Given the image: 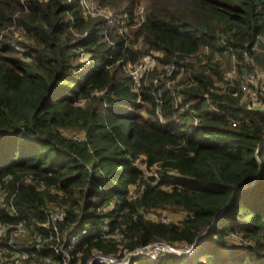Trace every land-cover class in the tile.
<instances>
[{"label":"trees","instance_id":"trees-1","mask_svg":"<svg viewBox=\"0 0 264 264\" xmlns=\"http://www.w3.org/2000/svg\"><path fill=\"white\" fill-rule=\"evenodd\" d=\"M84 1L0 0V221L38 231L45 209L63 207L62 228L89 229L71 247L82 264L157 239L197 243L130 264H264V105L215 79L219 59L240 75L264 70V0H148L142 22L141 0H94V13ZM148 54L176 68L148 70L136 91L130 66ZM148 210L186 216L154 221ZM105 224L119 235L102 236ZM39 251L56 262L34 264H61L51 246Z\"/></svg>","mask_w":264,"mask_h":264},{"label":"built area","instance_id":"built-area-1","mask_svg":"<svg viewBox=\"0 0 264 264\" xmlns=\"http://www.w3.org/2000/svg\"><path fill=\"white\" fill-rule=\"evenodd\" d=\"M87 12L94 13L98 4L96 1H84ZM143 8L139 6L137 10L138 21L142 22L146 15H142ZM141 12L140 17L138 16ZM262 42V50L264 51V35L260 36ZM82 57H86L87 53L82 51ZM158 58L156 54H148L137 60L130 66V74L133 80V88L139 91L142 85V79L150 69L157 67ZM176 68L175 63L171 62L166 65L168 73L171 74ZM256 76L261 79L260 91L264 93V71L262 73H256ZM233 85V82H229L227 86ZM227 87V88H228ZM249 85L246 82L240 84V86L232 91V94L237 96L241 93H248ZM257 102H253V106H256ZM199 121L198 117H195L194 122ZM233 124L236 125V119ZM68 136L81 140L83 133L70 132ZM138 163L145 169L147 175L153 176L154 182L160 181L159 167L157 165L148 167L146 163L138 161ZM9 183L0 184V205L6 203V189ZM139 183L132 184L130 186L131 194L135 195L139 187ZM13 194L10 198L11 204ZM10 205V204H9ZM46 220L42 223V229L38 231L32 230L25 220L18 219L15 222H3L0 221V264H34L38 262L55 263L56 261L48 254L40 252L39 249L51 246L54 252L58 253L60 259L57 261L61 264H82L80 260H74L71 252V247L79 240L80 236L89 232L88 228H84L80 234H70L67 228H62L61 224L65 220V209L59 206H50L45 209ZM11 213H17V209L12 204ZM184 216L178 221L173 218V215L165 210H148L144 211V217L154 221L163 222H181ZM102 236L116 237L118 232H110L108 225L105 224L102 227ZM232 236H236L232 234ZM35 246V248H32ZM194 249L193 244H172L163 239H157L144 245H139L133 249L123 247L118 253H104L96 251L87 260L86 264H96L97 262L103 264H130L135 256L147 257L150 259H156L162 253H175V254H190Z\"/></svg>","mask_w":264,"mask_h":264},{"label":"rangeland","instance_id":"rangeland-1","mask_svg":"<svg viewBox=\"0 0 264 264\" xmlns=\"http://www.w3.org/2000/svg\"><path fill=\"white\" fill-rule=\"evenodd\" d=\"M148 0H141V3L140 5H138L137 7V10L139 8V6H142L143 8V11H142V15L145 14L146 15V12L148 9ZM141 15V12H139L138 16L140 17ZM138 20V19H137ZM260 49H262V46L260 47ZM207 53L204 52V51H201L199 54L197 55H194L191 59L193 62H196L197 64L199 63H205L206 61H208L206 58H207ZM198 57L199 60H198ZM201 59V60H200ZM211 61H214L213 59H211ZM221 61V66L223 67V78H219L218 76L215 77L216 79V84L218 87L217 90L219 91H224L227 89V84L229 82H233V84H236L237 82H239L238 85H240L241 83L243 82H246L248 83L249 85V90H248V93H241V97L245 100V101H248L251 105L253 104L254 101L257 102L258 100V103H256V105L258 104H263L264 105V93H261L259 87H260V84H261V79H259L257 76H256V73H262L264 70L261 69V67L259 65H256L254 66V68L252 69H249V71H244L242 75L239 74V71H238V67L236 66V63H235V60H231L229 61L228 58L226 59H219L218 62ZM171 63V62H170ZM169 64V63H167ZM167 64H164L162 62H158L157 64V68L161 69V71H163L165 74H169L168 73V69H166V65ZM164 69V70H162ZM182 72H180L178 74L177 77L173 78L172 80H168V85L169 86H172L174 87L176 85V82H178L180 79H182V74L184 73H187L189 72L187 69L184 70L182 69L181 70ZM211 72L209 70V67L207 66L206 68V72ZM166 74V75H167ZM70 133V132H67V134ZM110 207V205H107L106 203L103 204V208L104 209H108ZM167 211V210H165ZM168 212V211H167ZM170 214L173 215V218H177L176 220H180L182 216H184L182 212H171L169 211ZM233 237H236V236H233Z\"/></svg>","mask_w":264,"mask_h":264},{"label":"water","instance_id":"water-1","mask_svg":"<svg viewBox=\"0 0 264 264\" xmlns=\"http://www.w3.org/2000/svg\"><path fill=\"white\" fill-rule=\"evenodd\" d=\"M263 143H264V142H263ZM263 143H262V144H263ZM204 233H206V232H204ZM204 233H203V234H204ZM196 243H197V241H196ZM196 243L194 244V247H196Z\"/></svg>","mask_w":264,"mask_h":264}]
</instances>
